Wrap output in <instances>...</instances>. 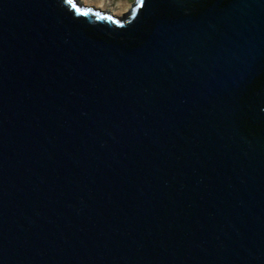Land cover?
<instances>
[{
    "label": "water",
    "instance_id": "95a60500",
    "mask_svg": "<svg viewBox=\"0 0 264 264\" xmlns=\"http://www.w3.org/2000/svg\"><path fill=\"white\" fill-rule=\"evenodd\" d=\"M0 264H264V0H0Z\"/></svg>",
    "mask_w": 264,
    "mask_h": 264
},
{
    "label": "rangeland",
    "instance_id": "374dc122",
    "mask_svg": "<svg viewBox=\"0 0 264 264\" xmlns=\"http://www.w3.org/2000/svg\"><path fill=\"white\" fill-rule=\"evenodd\" d=\"M82 5L93 7L104 12H108L114 17H124L133 9L137 0H106L105 7L102 0H78ZM101 7V8H100Z\"/></svg>",
    "mask_w": 264,
    "mask_h": 264
},
{
    "label": "bare ground",
    "instance_id": "6f19581e",
    "mask_svg": "<svg viewBox=\"0 0 264 264\" xmlns=\"http://www.w3.org/2000/svg\"><path fill=\"white\" fill-rule=\"evenodd\" d=\"M102 5L105 7V5L108 3L106 0L101 1ZM101 8V7H100Z\"/></svg>",
    "mask_w": 264,
    "mask_h": 264
},
{
    "label": "snow or ice",
    "instance_id": "6c2138e0",
    "mask_svg": "<svg viewBox=\"0 0 264 264\" xmlns=\"http://www.w3.org/2000/svg\"><path fill=\"white\" fill-rule=\"evenodd\" d=\"M66 2L68 3V4H72V0H66ZM74 8H75V5H72ZM78 10V9H77Z\"/></svg>",
    "mask_w": 264,
    "mask_h": 264
}]
</instances>
